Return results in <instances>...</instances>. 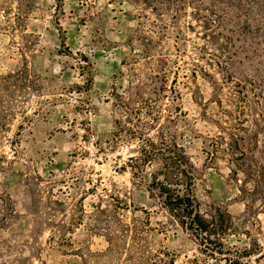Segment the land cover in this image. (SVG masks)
Masks as SVG:
<instances>
[{
	"label": "rangeland",
	"instance_id": "1",
	"mask_svg": "<svg viewBox=\"0 0 264 264\" xmlns=\"http://www.w3.org/2000/svg\"><path fill=\"white\" fill-rule=\"evenodd\" d=\"M0 2L3 8L16 4ZM185 23L182 19L181 25ZM144 25L138 6L129 0H34L23 28L0 33V74L26 66L37 88L17 96L14 114L0 130V192L11 198L16 210V219L0 230V245L12 246L2 250L0 264H42L34 257L37 250L43 264L80 263L78 257L48 246V227H39L31 213L49 189V195L68 207L82 200L87 212L101 206L127 221L148 217L152 244L174 253L176 264L201 257L198 245L180 228L161 229V209L145 188L149 176L140 180L128 167L134 148L128 139V103L138 106L140 96H148L145 86L159 70L157 58L168 59L167 85L180 94L184 117L178 128L197 171L201 208H226L234 229L225 243L249 250L241 264H264L261 202L242 199L239 183L222 159L207 163L202 150L201 136L216 132L212 120L217 106L211 83L200 72L191 76L197 60L192 45L201 40L185 27L189 40L182 42L173 32L160 36ZM144 28L156 45L148 58L138 54L145 48ZM83 229L73 234L76 240L84 238ZM104 245L102 236L89 243L92 250Z\"/></svg>",
	"mask_w": 264,
	"mask_h": 264
},
{
	"label": "trees",
	"instance_id": "2",
	"mask_svg": "<svg viewBox=\"0 0 264 264\" xmlns=\"http://www.w3.org/2000/svg\"><path fill=\"white\" fill-rule=\"evenodd\" d=\"M33 1L16 0L15 6L4 8L0 4V12L4 13L0 33L13 34L23 28ZM129 2L138 6L150 33L167 37L173 32L177 40L184 42L189 40L185 27L201 40L192 45L197 60L191 76L200 72L211 83L217 106V118L212 120L216 132L201 136L206 162L222 159L232 179L239 183L242 199L251 204L259 200L264 209V0ZM182 19L186 20L184 25ZM142 40L145 48L138 54L148 58L156 45L145 36V28ZM156 60L159 70L145 86L148 96L141 95L138 106L128 103V139L134 143L128 167L140 180L144 174L149 176L145 188L161 209V229L178 227L198 245L201 257L188 258L186 264H241L249 250L239 251L224 240L234 229L231 214L214 204L201 208L196 195L197 171L178 128L184 117L180 94L173 85H167L168 59ZM32 78L26 66L0 74V130L4 131L14 114L17 96L37 90ZM174 78L172 82L176 83ZM164 99L165 107L161 104ZM30 190L35 195L34 187ZM49 193L50 189L48 196L39 198L30 211L39 227H48V246L61 254L78 257L79 264H176L174 253L152 244L148 217L134 216L127 221L101 206L87 212L82 200L68 207ZM15 219L11 198L0 192V230ZM81 226L86 227L84 238L76 240L73 234ZM94 236L104 238L102 248H90ZM4 249L11 250L12 246L1 244L0 253ZM40 252L37 250L34 257L43 264Z\"/></svg>",
	"mask_w": 264,
	"mask_h": 264
}]
</instances>
